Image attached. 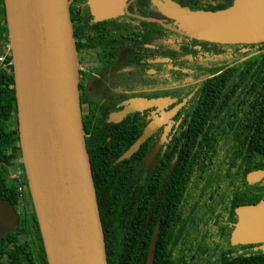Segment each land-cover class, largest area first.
<instances>
[{"label": "trees", "instance_id": "1", "mask_svg": "<svg viewBox=\"0 0 264 264\" xmlns=\"http://www.w3.org/2000/svg\"><path fill=\"white\" fill-rule=\"evenodd\" d=\"M83 1L70 0L72 25L76 19L72 2ZM186 1L185 4L192 11L207 13L227 9L234 0ZM163 35L166 34L162 33V37ZM8 40L5 5L4 0H0V56L4 54ZM251 47V51L242 52L230 60L225 59L223 66L241 59L234 65L236 78L231 84H244L236 101L247 100L248 107L255 105V121L247 114L246 118L240 117L238 121L225 120L223 127H218L220 121L215 120L203 124L205 108L212 104L206 101L210 97L202 93L194 110L193 121L196 124L194 129L199 131V135L195 137L192 145L185 136L178 139L179 150L175 155V165L164 186L162 178L174 154L166 163L158 166V180L152 175L142 188L139 172L143 157L147 154L146 146L143 145L130 159L117 162L142 134L147 124L145 116L138 112L130 114L120 124L107 125V130H104L100 127V120L95 119L97 107H87V115L82 116L83 131L103 230L107 264H145L156 224L158 233L152 264H264V254L261 252H248L247 256L236 253L245 246L230 245L232 229L227 225L221 227L216 219L210 229L216 226L220 232H206L203 236L195 231L197 225L194 222L190 229L187 228L184 215L187 200H196V193L213 198V193L208 191V188L212 182L217 183L223 178L222 173L226 167L221 164L226 162L229 165V174L224 177H233L236 154L239 153V158H242L240 170L244 183V175L260 169L264 163V159L260 157L264 153V43ZM163 55L162 53L160 56ZM217 82L218 78L210 80L206 86H215ZM90 131L91 135L87 137ZM250 142L257 153L253 162L247 151ZM221 147L224 155H219L218 149ZM16 160H23V154L11 66L9 73L0 69V199L8 201L15 212L22 216L14 233L6 239L0 238V263L48 264L24 164L19 168L18 185L9 179L10 169L14 167ZM252 163L256 166L251 167ZM203 182H206L207 189L200 187ZM213 214L214 209L211 211L210 221L214 219ZM228 221H235L233 214H230ZM259 260L262 263H259Z\"/></svg>", "mask_w": 264, "mask_h": 264}, {"label": "water", "instance_id": "2", "mask_svg": "<svg viewBox=\"0 0 264 264\" xmlns=\"http://www.w3.org/2000/svg\"><path fill=\"white\" fill-rule=\"evenodd\" d=\"M42 2L44 45L39 80L28 82L24 65L28 49L36 43L37 11ZM126 0H88L96 20L122 13ZM18 113L19 139L29 189L41 230L48 264H107L102 225L85 134L79 97L77 53L70 0H30L29 13L17 19L16 0H4ZM95 6L101 7L95 9ZM162 12L179 22L190 38L218 45H259L264 43V0H234L224 10L202 13L164 1ZM194 12V11H193ZM24 18V19H23ZM243 50L242 52H245ZM157 62L167 63V59ZM36 102L38 124L27 123L28 99ZM168 99H129L123 110L110 115L108 122L119 123L128 115L167 106ZM151 121L140 137L117 159H130L157 129ZM36 142L33 150L31 140ZM154 148L147 165L158 151ZM262 172L247 175L248 183ZM237 222L231 231V246L262 245L264 253V201L235 210ZM19 218L12 205L0 199V237L13 232ZM158 233L154 227L145 264H152Z\"/></svg>", "mask_w": 264, "mask_h": 264}, {"label": "flooded vegetation", "instance_id": "3", "mask_svg": "<svg viewBox=\"0 0 264 264\" xmlns=\"http://www.w3.org/2000/svg\"><path fill=\"white\" fill-rule=\"evenodd\" d=\"M164 1L174 2L180 8H187L193 12L185 4L186 0H126L120 15L110 19L96 20L88 0L82 3L72 2L76 15L73 33L82 115H87L88 106H96L95 119L100 120V127L107 130V125H117L125 119L119 123L108 122L110 115L122 111L123 104L129 99H168L167 106L138 112L145 116L147 124L151 121L159 124L156 131L140 146L141 148L145 145L147 150L139 172L141 188L152 175H155L158 180V166L166 163L167 159L174 154L162 178L164 186L175 165V155L179 150L178 139L185 136L192 145L195 137H198L199 131L194 129L196 124L193 121L194 110L202 93L210 97L206 101L212 104L205 108L203 124H207L209 120H215L220 121L218 127H223L225 120L238 121L240 117L246 118L247 114L252 121H255L256 113L255 105L248 107L247 100L236 101V97L241 95V87L244 84H231V81L236 78L233 72L234 65L241 59L223 66L225 59L230 60L243 50L251 51L253 47L218 45L190 38L180 29L178 21L162 12ZM100 8L95 6V9ZM162 33L166 35L162 37ZM233 46H240V48ZM162 53L164 55L161 57ZM158 59H167L168 62L160 63L157 62ZM119 63H121L120 66ZM112 69L116 70L115 81L109 78ZM128 76L135 79L134 84L137 87L146 80L151 84H147L143 89L129 91L122 86L123 80H126ZM216 78L219 82L215 86L213 84L206 86L208 81ZM87 83L105 92L99 103L92 104L86 101L84 87ZM212 88L217 90H210ZM252 102L254 103V100ZM91 131L87 137H90ZM251 135L253 136V131ZM158 145L155 157L147 165L146 159ZM222 149L223 147L218 149L219 155H224ZM247 151L248 155L252 156V162L255 161L256 148L251 142ZM260 157L264 159V153ZM236 160L231 179L224 177L229 174L227 173L229 165L226 162L221 164L226 167L225 172L222 173L223 178L217 183L212 182L208 188V191L213 193V198H208L207 195L199 196L196 193V200H187L184 215L188 229L194 222L197 225L195 231L203 236L206 232L219 233L220 229L216 226L215 231L210 229L216 219L221 227L227 225L233 229L237 222L235 210L238 207L256 205L264 201V163L261 164L260 169L246 173L244 183L240 170L242 158H239V153L236 154ZM255 166V163L251 164V167ZM256 172H262V175L253 183H248L247 175ZM200 187L205 188L206 182H203ZM191 189L193 190L192 185ZM213 209L214 219L210 221ZM230 214H233L234 222L228 221ZM17 215L20 221L22 214L17 213ZM17 227L18 225L13 232H6L0 238L6 239L16 231ZM261 246L247 245L243 250L238 249L236 253L245 254V256L248 252L264 254L260 250ZM259 261L262 263L261 260Z\"/></svg>", "mask_w": 264, "mask_h": 264}, {"label": "bare ground", "instance_id": "4", "mask_svg": "<svg viewBox=\"0 0 264 264\" xmlns=\"http://www.w3.org/2000/svg\"><path fill=\"white\" fill-rule=\"evenodd\" d=\"M17 4V13H16V19H15V25L17 27V19L21 16L26 17L29 13V7H30V0H16ZM23 18V19H24ZM36 32L35 37L37 40V43L28 49L27 55H26V61L24 65V73L26 75V78L28 82H30L32 85L36 86L38 80H39V74H40V68L42 64V57H43V40H42V2L40 1L38 11H37V22H36ZM27 99H28V111H27V119L26 123L31 128H36L37 122V115H36V102L35 98L32 95L31 92H27ZM33 145V150H36V142L34 139L31 140Z\"/></svg>", "mask_w": 264, "mask_h": 264}, {"label": "rangeland", "instance_id": "5", "mask_svg": "<svg viewBox=\"0 0 264 264\" xmlns=\"http://www.w3.org/2000/svg\"><path fill=\"white\" fill-rule=\"evenodd\" d=\"M195 14V12H191V15ZM196 15V14H195ZM11 44H10V40H8V43L5 44V53L3 56H6L5 58L2 59V61L0 62V67H7L6 69H8L10 71V67H13V57H12V50H11ZM121 65V63H119V66ZM112 72H110V79L115 81V74L114 72L116 71L115 69L111 70ZM136 76V75H133ZM134 80L135 79H131L129 76L126 80H123L122 82V86L124 89H128L129 91L131 90H138V89H143L146 87V85L151 84V82H148L147 80L145 82H142L141 86H136L134 84ZM163 83V82H162ZM85 89V96H86V101L90 102V103H94L97 104L99 103L100 100L103 99L105 92L99 90L98 88H96L95 86H93L90 83H87V85H85L84 87ZM85 111H86V107H85ZM24 164L23 160H16L14 162V167H12L10 169L11 173H10V177L9 179L12 180L16 185H18L19 181H18V177L19 175H17L19 173V168L20 166Z\"/></svg>", "mask_w": 264, "mask_h": 264}, {"label": "built area", "instance_id": "6", "mask_svg": "<svg viewBox=\"0 0 264 264\" xmlns=\"http://www.w3.org/2000/svg\"><path fill=\"white\" fill-rule=\"evenodd\" d=\"M5 53V52H4ZM4 55V54H3ZM0 56V62L2 61V59L3 58H5L6 56ZM7 67H0V69H4V70H7V72L9 73L10 71L8 70V69H6ZM17 175H19L20 176V171H19V173L17 174ZM18 179V181H20V179H19V177L17 178Z\"/></svg>", "mask_w": 264, "mask_h": 264}]
</instances>
